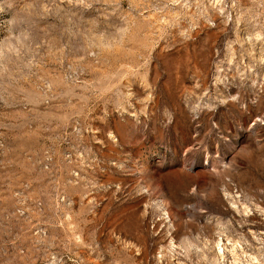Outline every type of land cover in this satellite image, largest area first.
<instances>
[{"label": "rangeland", "instance_id": "1", "mask_svg": "<svg viewBox=\"0 0 264 264\" xmlns=\"http://www.w3.org/2000/svg\"><path fill=\"white\" fill-rule=\"evenodd\" d=\"M0 264H264V0H0Z\"/></svg>", "mask_w": 264, "mask_h": 264}, {"label": "built area", "instance_id": "2", "mask_svg": "<svg viewBox=\"0 0 264 264\" xmlns=\"http://www.w3.org/2000/svg\"><path fill=\"white\" fill-rule=\"evenodd\" d=\"M18 194H16V196ZM16 200L19 201V204H17L16 208H15L16 214H18L19 216L20 215H25V208H24L25 206H24V204H25L26 201H25L24 197L19 194V197H16Z\"/></svg>", "mask_w": 264, "mask_h": 264}, {"label": "bare ground", "instance_id": "3", "mask_svg": "<svg viewBox=\"0 0 264 264\" xmlns=\"http://www.w3.org/2000/svg\"><path fill=\"white\" fill-rule=\"evenodd\" d=\"M226 250V249H225ZM231 253H233L232 250H230ZM219 254H223V247L222 246H218V252ZM236 253H233V255H235Z\"/></svg>", "mask_w": 264, "mask_h": 264}]
</instances>
